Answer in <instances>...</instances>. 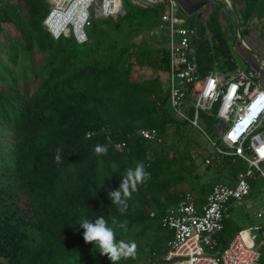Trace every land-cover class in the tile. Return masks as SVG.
Returning <instances> with one entry per match:
<instances>
[{"label":"trees","instance_id":"1","mask_svg":"<svg viewBox=\"0 0 264 264\" xmlns=\"http://www.w3.org/2000/svg\"><path fill=\"white\" fill-rule=\"evenodd\" d=\"M230 2L239 29L264 17V0ZM50 6L48 0H0V128L12 138L11 150L0 153V264H111L85 243L78 225L85 216L92 221L103 216L109 226L112 217L126 222L127 231L116 228L117 241L150 234L154 246H162L151 258L161 262L171 237L161 224L166 210L185 194L203 205L214 185H232L244 166L214 161L205 165L209 182L200 184L197 170L210 154L200 132L171 115L159 78L133 77L134 67L168 71L166 49L157 54L129 41L159 24L163 5L144 8L123 0V14L92 19L88 42L80 45L71 36L54 40L43 28ZM214 9L192 38L191 55L202 73L217 61L229 71L237 66ZM122 32L127 39H113ZM201 119L211 134L213 120ZM142 131L156 135L145 138ZM97 144L108 145V154L93 155ZM137 162L150 179L121 214L108 192L119 188ZM226 169L229 182H221ZM232 208L213 237L218 253L245 230L231 219ZM260 251L264 264V242Z\"/></svg>","mask_w":264,"mask_h":264},{"label":"built area","instance_id":"2","mask_svg":"<svg viewBox=\"0 0 264 264\" xmlns=\"http://www.w3.org/2000/svg\"><path fill=\"white\" fill-rule=\"evenodd\" d=\"M122 1L49 0L52 8L42 25L54 40L71 36L77 44H84L92 19L123 14ZM127 1L144 8L160 4L165 7L158 26L167 32L165 86L169 109L176 120L191 125L206 139L210 154L205 165L231 159L244 166L233 185H214L203 205L198 206L192 195L185 194L166 210L161 224L171 237L167 253L156 264H261L262 242L250 235V229L236 234L220 253L215 251L213 237L222 230L229 206L247 200L253 183H264V60L246 69L236 63L231 71L217 61L202 73L191 55L192 38L197 33L188 26L178 0ZM213 5L205 13L206 18ZM239 47L245 53L250 51L242 40ZM202 115L213 120V137L201 125ZM141 134L153 138L156 132ZM261 192L264 196V190ZM260 205L257 213L264 215L263 200Z\"/></svg>","mask_w":264,"mask_h":264},{"label":"rangeland","instance_id":"3","mask_svg":"<svg viewBox=\"0 0 264 264\" xmlns=\"http://www.w3.org/2000/svg\"><path fill=\"white\" fill-rule=\"evenodd\" d=\"M215 1L216 2H214V0H194L193 2L194 8L204 3H208V4L206 5V8L202 6L200 9L196 11L193 10L194 11L193 14H191L192 12L189 15L185 12H184L185 15L183 13L182 14L183 16H187V18L193 20L192 29L197 33L196 36L198 37L199 36L197 32L198 28L202 27L203 24H205V20L207 19L205 15V11L206 10L210 11L211 6L214 4L213 8H215L214 10L216 14L219 15L221 25L228 39V45H230L233 59L240 68L246 69V66L242 62V59L239 58L236 50L238 49L239 51L242 50L239 47L240 42L242 40L250 48L249 52L246 51V54L248 56L254 55L256 58L258 56L259 58L264 57V17L255 16L246 25L242 26L239 29L237 27V23H239L238 22L239 19L234 14L236 10L232 6L230 0H225V1L219 0V2L218 0ZM49 4L51 5V3ZM51 8L52 6H50V9ZM0 34H1V30H0ZM207 36L209 37L208 32H207ZM124 38L126 39L128 38L126 37V32L125 33L122 32V34L120 35L113 36V39L115 40H123ZM129 41L147 47L150 50H152L154 53L156 52L157 54H161L163 50L167 48V43H168L166 30L161 29L158 25L151 29L139 31L137 36L133 35L132 37L129 38ZM132 75L134 78L140 80L156 77L159 78L163 83H165V74L157 70H153L151 68L138 69L134 67L132 71ZM167 108L170 111L169 105H167ZM210 135L213 137L214 136L213 132ZM201 137L204 148H208L207 141L202 134ZM11 146H12V138L10 136L9 131L6 128H0L1 155L11 150ZM205 171H206L205 163L204 164L201 163L197 170V174L200 177V184H206L207 182H209L207 177H209L211 173H209V171H206L207 173L206 176L204 174ZM220 174L221 175H219V179L221 182H229L227 169ZM211 177L212 179H214L215 175H212ZM262 190H264V183L258 182L256 184V188L253 194L247 200H244L240 204H233L234 206L231 205V207L233 208L231 209L230 214H231V219L233 221H236V223L241 228L250 229V235L257 236L256 241L263 243L264 215H259V212L257 213L259 207L261 206L260 201L263 200L264 202V196L262 195L263 193L261 192ZM249 204L252 206L251 209L247 208ZM262 228L263 230L260 232V229ZM148 236L142 238L130 237V238L122 239L127 243H135L136 255L134 258L121 259L120 262L124 261V262H131L133 264H154L155 260L151 258L153 255L152 251L156 253L158 251L156 249H160L162 248V246L160 247L154 246L155 245L154 242L150 239V236L149 237ZM154 236L157 237V235Z\"/></svg>","mask_w":264,"mask_h":264},{"label":"clouds","instance_id":"4","mask_svg":"<svg viewBox=\"0 0 264 264\" xmlns=\"http://www.w3.org/2000/svg\"><path fill=\"white\" fill-rule=\"evenodd\" d=\"M108 145L97 144L94 146L93 155H107ZM55 162L62 163L61 150L55 153ZM150 179V173L146 171L143 162H137L135 167L128 168L122 176V182L118 189L108 192V196L121 214L127 212L128 201L134 192L138 191L140 185ZM112 226L103 216H98L94 221L83 217L78 225L83 229V239L86 244H94L102 256H106L111 264H118L121 259L134 258L136 255L135 243H127L123 240L117 241L116 228L127 231L126 222H120L116 217H112Z\"/></svg>","mask_w":264,"mask_h":264},{"label":"crops","instance_id":"5","mask_svg":"<svg viewBox=\"0 0 264 264\" xmlns=\"http://www.w3.org/2000/svg\"><path fill=\"white\" fill-rule=\"evenodd\" d=\"M179 1V4H180V7H181V9H182V13L185 15V13H187L188 15L191 13V14H193V12L194 11H196V10H198V9H200L202 6L204 7V8H206V5L208 4V3H204V4H202V5H199V6H197L196 8H194V0H178ZM194 8V9H193ZM191 9H192V11H191ZM188 10V11H187ZM194 10V11H193ZM185 12V13H184ZM207 12V10L205 11V13ZM236 52L238 53V56H239V58H241L242 59V62L244 63V65L247 67V68H251V67H253V68H255L256 67V63L258 62H260V61H263L264 60V57H261V58H259V56L256 58L254 55L253 56H248L244 51H242V50H240L239 51V49L238 50H236ZM241 52V53H240ZM261 84H262V86H263V88H264V71H262V73H261ZM258 183V182H257ZM256 183V184H257ZM232 185H233V183H232ZM256 188V187H255ZM246 230V229H245ZM243 231V230H242ZM249 233H250V231H249Z\"/></svg>","mask_w":264,"mask_h":264},{"label":"water","instance_id":"6","mask_svg":"<svg viewBox=\"0 0 264 264\" xmlns=\"http://www.w3.org/2000/svg\"><path fill=\"white\" fill-rule=\"evenodd\" d=\"M237 27L239 28V23H237Z\"/></svg>","mask_w":264,"mask_h":264}]
</instances>
